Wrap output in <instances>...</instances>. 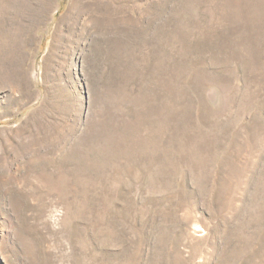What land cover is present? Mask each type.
<instances>
[{"label": "rangeland", "instance_id": "obj_1", "mask_svg": "<svg viewBox=\"0 0 264 264\" xmlns=\"http://www.w3.org/2000/svg\"><path fill=\"white\" fill-rule=\"evenodd\" d=\"M0 264H264V0H0Z\"/></svg>", "mask_w": 264, "mask_h": 264}]
</instances>
